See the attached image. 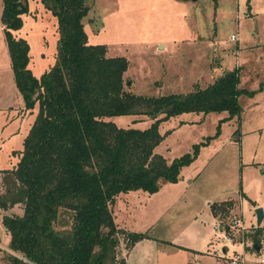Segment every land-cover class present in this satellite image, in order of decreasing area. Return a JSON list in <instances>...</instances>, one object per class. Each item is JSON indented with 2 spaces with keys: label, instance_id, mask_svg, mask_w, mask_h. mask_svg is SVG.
I'll return each instance as SVG.
<instances>
[{
  "label": "rangeland",
  "instance_id": "374dc122",
  "mask_svg": "<svg viewBox=\"0 0 264 264\" xmlns=\"http://www.w3.org/2000/svg\"><path fill=\"white\" fill-rule=\"evenodd\" d=\"M86 2L89 12L83 24L88 42L106 45L107 55L126 57V89L145 95L187 92L207 86L229 68L239 67L238 86L252 90L239 94L240 110L232 117L225 111L185 113L159 124V132L169 134L157 151L168 160L213 136L199 147L195 160L182 167L176 182L161 181L159 190L152 194L134 190L119 196L113 207L114 221L125 232L118 235L116 259H125L123 254L130 248L126 232H147L152 238L136 242L126 264H231L229 258L242 254V244L249 253L243 254L240 264H259L264 247L261 252L254 251L253 238L261 242L263 237L257 234L252 213L253 204L264 209V0ZM1 8L2 0L0 193L4 192L5 170L18 162L24 135L37 112V105L32 111L24 109L14 83ZM15 34L26 38L28 65L36 75L52 65L59 33L55 15L41 0H28V11ZM116 122L141 129L151 120L141 114L123 116ZM229 199L235 205L220 220L222 226L230 227L229 233L223 229L231 238L227 256L220 253L219 241L208 246V252H200L208 248L204 237L213 232L211 204ZM22 213L21 203L0 208V264H10L8 256L14 254L2 217ZM71 214L61 208L54 228L70 229ZM241 217L248 227L234 223ZM197 246L201 250H192Z\"/></svg>",
  "mask_w": 264,
  "mask_h": 264
},
{
  "label": "trees",
  "instance_id": "16d2710c",
  "mask_svg": "<svg viewBox=\"0 0 264 264\" xmlns=\"http://www.w3.org/2000/svg\"><path fill=\"white\" fill-rule=\"evenodd\" d=\"M56 17L59 37L52 65L36 75L29 63L30 47L15 34L28 11V0H2L1 20L9 49L14 83L24 109L37 112L23 138L18 162L4 175L0 208L22 204L23 213L5 214L2 224L10 234V264H126L116 259L118 235L114 219L119 196L140 190L154 193L161 181L176 182L183 166L191 164L199 147L172 160L158 153L169 134L159 124L176 115L240 110L239 67L215 77L205 87L158 95L136 94L125 88V56L107 55V47L90 43L83 19L86 0H41ZM127 81L126 83H128ZM264 85V82L261 86ZM144 115V128L119 125L116 119ZM233 200V199H232ZM214 201L217 220L226 218L235 202ZM61 208L71 212L72 227L57 230ZM229 233V225H223ZM263 229L257 227V234ZM127 246L150 237L126 232ZM260 244V238L254 237Z\"/></svg>",
  "mask_w": 264,
  "mask_h": 264
},
{
  "label": "crops",
  "instance_id": "0c3cea01",
  "mask_svg": "<svg viewBox=\"0 0 264 264\" xmlns=\"http://www.w3.org/2000/svg\"><path fill=\"white\" fill-rule=\"evenodd\" d=\"M230 200V199H229ZM240 202V201H239ZM237 204H238V202H236ZM239 204H240V206H239ZM238 204V207L240 208L241 207V202ZM258 206H256V204H253V208H254V211H253V213H252V215H253V220H255L256 219V215H255V209L257 208ZM263 209V208H262ZM263 213H264V209H263ZM212 215V214H211ZM212 217H213V215H212ZM213 221H214V225H213V232L212 233H208L205 237H204V239H205V244H207L206 245V247H210V245H213L216 241H219L220 242V244H221V252L220 253H222L223 254V252H222V248L223 247H226V256H227V254H228V252H229V245L231 244V243H227V242H225V241H223L222 239V235H223V229H221V224H220V221H217V219H216V217H213ZM241 224H242V226L245 228V227H248V226H245L244 225V221L242 220V217H241ZM253 223H255V226L256 227H260V228H262L263 230V232H262V240H261V242H260V250L258 251V252H261L262 251V249H263V247H264V227H262V225H263V223H264V217H263V220H262V222H261V224L259 225V226H257V224H256V220H255V222H253ZM253 223H251V224H253ZM250 224V225H251ZM250 227V226H249ZM150 238H152V236H150ZM242 244V243H241ZM242 246H243V251H242V254H240V255H242L243 257H244V255L243 254H246V253H249L248 251H246L245 250V245L244 244H242ZM134 247V245L133 246H131L130 248H128L126 251H125V253L123 254V258H125V260H126V263L129 261V255L131 254V252H132V248ZM209 247L208 248H206V250H203V251H200V252H204V251H207L208 252V249H209ZM201 247H194V249H192V250H194V251H199V250H201L200 249ZM203 248V247H202ZM219 250V249H218ZM255 251V250H254ZM221 255V254H220ZM218 257H221V256H219V255H217Z\"/></svg>",
  "mask_w": 264,
  "mask_h": 264
},
{
  "label": "built area",
  "instance_id": "2783aa9c",
  "mask_svg": "<svg viewBox=\"0 0 264 264\" xmlns=\"http://www.w3.org/2000/svg\"><path fill=\"white\" fill-rule=\"evenodd\" d=\"M230 38H231V39L235 38V34L232 33V34L230 35ZM234 223H235L238 227H240V228H244V227L242 226L240 220H234ZM220 226H221V229H223V226H222V225H220ZM222 238L226 240L225 242H227V243H231V238H230L225 232H223ZM226 253H227V252H226ZM223 256H226V255L223 254ZM229 259H231V262H230L231 264H240V263H242L243 256L237 253L233 258H229ZM239 261H240V262H239ZM258 263H259V264H264V258H261L260 261H259Z\"/></svg>",
  "mask_w": 264,
  "mask_h": 264
},
{
  "label": "water",
  "instance_id": "95a60500",
  "mask_svg": "<svg viewBox=\"0 0 264 264\" xmlns=\"http://www.w3.org/2000/svg\"><path fill=\"white\" fill-rule=\"evenodd\" d=\"M255 215H256V219H255L256 220V224H257V226H259L261 224L262 220H263V217H264L263 209L261 207H257L255 209ZM252 248L256 252H258L260 250V244L253 243ZM222 252H223V254H226V247L222 248Z\"/></svg>",
  "mask_w": 264,
  "mask_h": 264
}]
</instances>
